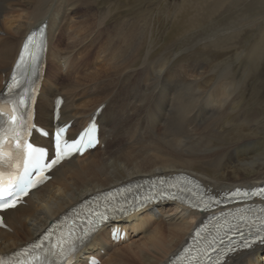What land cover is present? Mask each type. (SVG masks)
I'll use <instances>...</instances> for the list:
<instances>
[{
  "label": "bare ground",
  "instance_id": "bare-ground-1",
  "mask_svg": "<svg viewBox=\"0 0 264 264\" xmlns=\"http://www.w3.org/2000/svg\"><path fill=\"white\" fill-rule=\"evenodd\" d=\"M110 12L95 9L92 0H0V89L25 37L46 23V69L35 118L50 137L35 134L32 141L52 149L57 97L64 99L57 124L71 122L69 139L94 118L100 135L95 150L63 162L25 205L4 214L9 230L0 229V256L34 242L90 196L133 181L189 173L216 195L264 187V172L242 180L247 173L263 170L264 146L212 148L223 140L214 130L216 119L226 118L228 124L247 119L239 102L240 84L221 83L229 70L214 82L194 63L175 67L167 58H158L146 60L134 72L140 31L120 28L115 19L109 24ZM202 121L205 125L199 129ZM212 157L221 158L220 178L196 170L197 163ZM203 218L174 203L147 207L100 229L77 254L76 264H89L90 257L100 264H167ZM112 227L124 232V239H113ZM228 264H264V246L235 254Z\"/></svg>",
  "mask_w": 264,
  "mask_h": 264
},
{
  "label": "rangeland",
  "instance_id": "rangeland-1",
  "mask_svg": "<svg viewBox=\"0 0 264 264\" xmlns=\"http://www.w3.org/2000/svg\"><path fill=\"white\" fill-rule=\"evenodd\" d=\"M92 2L95 9L111 11L109 24L117 20L120 28L135 33L140 31L139 60L132 67L134 72H138L146 60L152 62L158 58H167L175 67L194 63L214 82L229 70L230 74L221 83L240 84L238 97L247 119L231 125L224 121L226 118L216 119L214 130L220 132L223 140H216L212 148L218 151L220 148L264 146V0ZM174 29L177 35L169 37ZM217 124H221L220 127ZM204 125L202 121L199 129ZM220 159L212 157L197 163L196 170L211 178H220ZM262 169L243 175L242 180L258 176L264 172V167Z\"/></svg>",
  "mask_w": 264,
  "mask_h": 264
},
{
  "label": "snow or ice",
  "instance_id": "snow-or-ice-1",
  "mask_svg": "<svg viewBox=\"0 0 264 264\" xmlns=\"http://www.w3.org/2000/svg\"><path fill=\"white\" fill-rule=\"evenodd\" d=\"M32 37H28V41L31 42ZM28 43L24 44L25 51L28 50ZM24 60V56H20V61ZM19 66V65H18ZM19 105L27 107L24 100L21 99ZM13 113L17 111L16 108L12 109ZM13 122L17 121V117L13 115L11 117ZM31 120L30 112H23L19 118L18 127H23L27 129ZM66 128L61 127L55 133V149H54V158L50 162L44 163V157L46 156V151L43 148L35 147L31 143L21 142L19 136L16 138L17 148L24 155V170L19 180L10 186L9 189L5 190L0 187V211H6L8 209L16 208L17 203L19 202L21 195H27L30 189H35L39 185H42L45 181L49 179L46 172L51 171L56 165L60 164L64 159L71 156V152L66 151V149L71 148L75 152H80L82 148L88 147L91 143L96 140L97 125L92 123L85 130L84 133L80 135L79 139L73 140L70 144L68 141L63 139V134L66 132ZM44 135H48L45 131ZM85 136L87 137V143H84ZM29 162H31V167L37 169L36 174L34 175L29 168ZM11 166L12 162H8ZM261 196L264 197V188L258 189L252 193L241 191L237 189L235 192L231 193L234 197H247L249 195ZM163 196V193H160ZM174 198V197H173ZM151 199V198H149ZM145 205L141 202L139 205L133 206L134 208H143ZM110 211L115 214L116 212L125 213L129 211L128 208H125L122 205H111ZM109 206H105V211L94 213L96 219L89 223V226L86 228H81L78 235H72L71 231L67 237L61 238V243L58 246V250L52 251L49 250L48 255L53 257V260H49L48 257H45L44 261L39 262V264H73L75 255L80 252L83 246L91 241L94 235L98 234L101 228L102 223L109 218L108 216ZM2 217H0V222H2ZM259 223L256 221H248L249 225L255 228V232H250L247 234L248 239L245 234L237 229L241 237L243 238L241 242H234L232 245H229L227 249H221L220 254L217 257L216 264H228V258L232 255H235L238 252H244L251 250L256 244L264 246V218H257ZM231 239V238H229ZM223 243V240H221ZM41 244L32 245L33 249H42ZM0 264H6L5 261L0 259ZM90 264H97L93 259L90 261Z\"/></svg>",
  "mask_w": 264,
  "mask_h": 264
}]
</instances>
